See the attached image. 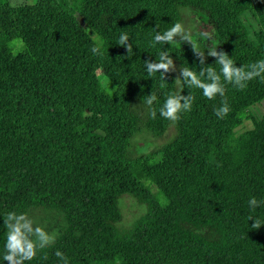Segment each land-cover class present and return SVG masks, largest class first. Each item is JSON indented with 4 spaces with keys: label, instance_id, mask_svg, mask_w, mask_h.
<instances>
[{
    "label": "trees",
    "instance_id": "trees-1",
    "mask_svg": "<svg viewBox=\"0 0 264 264\" xmlns=\"http://www.w3.org/2000/svg\"><path fill=\"white\" fill-rule=\"evenodd\" d=\"M188 9L206 13L216 50L237 67L264 59V0H0V264L3 218L32 209L58 214L62 226L26 264H63L57 250L68 264H264V203L249 206L264 202V115L248 112L264 100V82L226 84L214 100L177 84L182 67L220 72L216 58L204 54L202 66L191 46H153ZM245 13L257 23L253 37ZM161 51L175 66L165 80L145 67ZM177 92L194 100L173 123L159 109ZM151 93L155 118L143 103ZM224 100L230 111L220 119ZM245 119L252 128L236 135ZM142 130L172 135L137 154ZM125 197L146 207L129 225Z\"/></svg>",
    "mask_w": 264,
    "mask_h": 264
},
{
    "label": "clouds",
    "instance_id": "clouds-1",
    "mask_svg": "<svg viewBox=\"0 0 264 264\" xmlns=\"http://www.w3.org/2000/svg\"><path fill=\"white\" fill-rule=\"evenodd\" d=\"M203 38L209 40L210 34L205 32L200 34ZM180 42H187L191 45L193 52L199 58L200 64H205L204 52L198 50L197 45L193 42L194 36L191 32L184 28L182 23H175L164 32H156L153 39V46L156 44H173ZM129 36L126 32H122L119 38V45L126 48L128 54L133 52L132 44H129ZM180 44V43H178ZM217 46L212 44L208 49V55L216 58L217 64L220 65V72L217 73L212 66H204L197 74L196 70L189 67H182L180 74L183 80L177 78L175 82L187 85L189 88L195 87L201 89L203 96L209 100H214L218 95L224 97L225 85L231 84L233 87L244 90L248 82L259 78L264 82V59L250 63L246 66L237 67L225 52H218ZM93 54H99L100 48L93 46L91 48ZM145 67L149 75L160 73L163 80H165L166 73L175 71L174 62L171 56L166 51L159 53L158 61L145 62ZM223 77V81L221 79ZM182 92V91H181ZM181 92L170 93L167 95L163 105L159 109L160 116L173 123L180 119L183 112H190L194 97L181 95ZM157 101V96L151 93L149 96L143 98V103L149 107L152 118L156 116V110L152 105ZM230 111V107L226 100L222 101L221 106L214 110V114L223 119ZM260 203L254 197L250 199L249 206L255 210ZM252 220V218H249ZM252 228H261V221L259 219L252 220ZM3 227L6 229V241L4 244L3 260L6 264H26V262L33 260L37 256V250L50 246L54 240L53 237L42 227L35 226L34 222L28 217L26 213L17 214L16 212H9L3 218ZM55 255L63 262L68 264L67 257L56 251Z\"/></svg>",
    "mask_w": 264,
    "mask_h": 264
},
{
    "label": "rangeland",
    "instance_id": "rangeland-1",
    "mask_svg": "<svg viewBox=\"0 0 264 264\" xmlns=\"http://www.w3.org/2000/svg\"><path fill=\"white\" fill-rule=\"evenodd\" d=\"M12 5H22L26 2V0H10ZM68 12L67 9H65ZM76 18L79 22L84 25V22L79 17L78 14H75ZM245 25L248 27L251 36L253 37V33L258 30V26L254 18L250 13H245L242 16ZM184 25V28L191 32L194 36V43L197 45L198 50L204 52V54L208 55V49L211 48L212 44L215 46L218 45L217 31L213 25L209 23L208 16L205 12L199 9H188L183 12L181 22ZM209 33L211 38L209 40L203 38L201 33ZM177 42L174 43L179 47L183 46H191L187 42H180L177 37ZM18 50V47H16ZM99 79L105 84V79L100 72H98ZM248 112L254 118H261L264 115V100L258 104L251 106ZM252 128V123L250 119H245L240 126H238L235 130L236 135H240L245 131H248ZM172 133L169 132L164 137H158L152 134L149 131L142 130L139 132L134 138V152L145 153L152 149L158 148L164 142L169 140ZM120 206L123 212V225H129L134 220H136L139 216H141L145 211L146 207L144 204L138 203L136 200L132 198H122L120 201ZM28 217L34 222V227L39 226L44 228L52 237L53 240L60 234L61 232V216L56 213L45 211L42 209H32L28 212Z\"/></svg>",
    "mask_w": 264,
    "mask_h": 264
}]
</instances>
